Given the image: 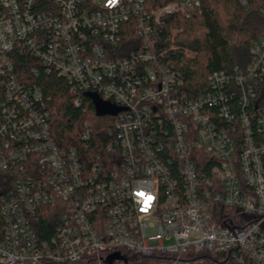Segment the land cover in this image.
Instances as JSON below:
<instances>
[{"label":"built area","instance_id":"built-area-1","mask_svg":"<svg viewBox=\"0 0 264 264\" xmlns=\"http://www.w3.org/2000/svg\"><path fill=\"white\" fill-rule=\"evenodd\" d=\"M200 7L0 0V264H264V40L193 99L154 47L169 16ZM20 57L65 78L75 105L94 93L116 107L107 156L57 145Z\"/></svg>","mask_w":264,"mask_h":264},{"label":"trees","instance_id":"trees-1","mask_svg":"<svg viewBox=\"0 0 264 264\" xmlns=\"http://www.w3.org/2000/svg\"><path fill=\"white\" fill-rule=\"evenodd\" d=\"M200 2V9L187 17L169 16L154 39L158 59L175 70L182 91L191 99L207 91L206 79L210 72L245 67L250 60V48L264 40V0H248L246 5L238 0ZM133 39L135 35L128 24L118 46L120 55L130 52L128 43ZM16 65L29 84L42 89L50 114V134L57 145L64 150L74 148L85 164L97 156H107L106 145L112 137L114 116L111 112L98 111L97 101L113 104L94 93H81L82 101L75 105L76 95L65 78L55 72L31 73L30 68L38 63L24 57L18 58ZM203 170L208 171L209 165ZM46 208L51 211L49 206ZM51 226L48 218L42 220L39 228L43 237L50 235ZM75 264H95V259L85 255Z\"/></svg>","mask_w":264,"mask_h":264},{"label":"rangeland","instance_id":"rangeland-1","mask_svg":"<svg viewBox=\"0 0 264 264\" xmlns=\"http://www.w3.org/2000/svg\"><path fill=\"white\" fill-rule=\"evenodd\" d=\"M97 108L100 112H110L116 109L115 106L110 105L108 103H103L101 101H97Z\"/></svg>","mask_w":264,"mask_h":264},{"label":"water","instance_id":"water-1","mask_svg":"<svg viewBox=\"0 0 264 264\" xmlns=\"http://www.w3.org/2000/svg\"><path fill=\"white\" fill-rule=\"evenodd\" d=\"M112 114H115L116 113V109H114L113 111H110ZM109 259H120L121 258V255L119 252H115V253H112L108 256Z\"/></svg>","mask_w":264,"mask_h":264},{"label":"snow or ice","instance_id":"snow-or-ice-1","mask_svg":"<svg viewBox=\"0 0 264 264\" xmlns=\"http://www.w3.org/2000/svg\"><path fill=\"white\" fill-rule=\"evenodd\" d=\"M110 2H111V0H110ZM137 195H139L141 197H145L146 196V194L143 193V192L137 193ZM151 199H153L151 196H147L146 197V201H150Z\"/></svg>","mask_w":264,"mask_h":264},{"label":"clouds","instance_id":"clouds-1","mask_svg":"<svg viewBox=\"0 0 264 264\" xmlns=\"http://www.w3.org/2000/svg\"><path fill=\"white\" fill-rule=\"evenodd\" d=\"M110 3H113V4L118 3V0H111Z\"/></svg>","mask_w":264,"mask_h":264}]
</instances>
